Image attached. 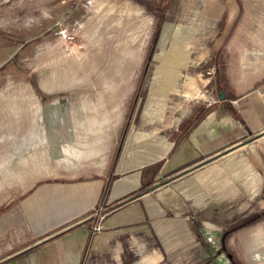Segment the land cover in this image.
<instances>
[{
  "label": "rangeland",
  "instance_id": "rangeland-1",
  "mask_svg": "<svg viewBox=\"0 0 264 264\" xmlns=\"http://www.w3.org/2000/svg\"><path fill=\"white\" fill-rule=\"evenodd\" d=\"M154 1L0 0V206L23 200L35 183L109 171L116 155L129 160L132 148L152 137L144 131L185 115L192 101L206 100L215 81L224 97L229 87L246 91L264 71V0H174L163 14L153 9ZM161 18L150 78L138 85ZM41 134L57 140L58 157L40 158L34 144H26ZM62 189L40 204L33 199L15 208L29 209L30 222L39 221L54 203L75 197ZM261 192L215 194L203 210L216 228L219 264H264V179ZM91 212L99 217L97 208ZM1 220L0 259L31 237L28 220L17 229L2 227ZM59 239L28 257L46 264L60 251Z\"/></svg>",
  "mask_w": 264,
  "mask_h": 264
},
{
  "label": "crops",
  "instance_id": "crops-1",
  "mask_svg": "<svg viewBox=\"0 0 264 264\" xmlns=\"http://www.w3.org/2000/svg\"><path fill=\"white\" fill-rule=\"evenodd\" d=\"M207 94L206 100L192 101L185 115L168 119V129L162 124L144 131L152 137L131 147L136 152L129 160L116 155L109 171L89 179L35 183L23 200L3 203L0 207L8 211L0 216L1 226L17 229L26 227L28 220L31 237L0 264H37L28 255L57 238L61 252L50 253L46 264H219L220 253L212 241L216 228L203 210L211 208L215 194H263L259 164L264 159V71L246 91L229 87L222 101L214 98L215 91ZM198 103L214 108L179 138L183 123L198 116ZM44 130L41 125L39 132ZM158 132L163 135L155 136ZM25 141L34 144L33 152L40 158L52 153L58 157L53 137L41 134L35 142ZM156 163L159 168L150 169ZM54 165H60L58 158ZM58 186H63L60 192L66 197H75L54 203L39 221L30 222L34 217L29 209L15 208L21 201L24 205L37 199L34 204H40L43 198L50 199ZM32 193L33 198L26 200ZM95 208L103 211L98 218L91 212ZM95 224L99 230L92 232Z\"/></svg>",
  "mask_w": 264,
  "mask_h": 264
},
{
  "label": "trees",
  "instance_id": "trees-1",
  "mask_svg": "<svg viewBox=\"0 0 264 264\" xmlns=\"http://www.w3.org/2000/svg\"><path fill=\"white\" fill-rule=\"evenodd\" d=\"M153 3H154L153 9H156L157 12L163 14V13H168L167 11L169 10V5H170V3H174V0H155ZM163 19L164 18H161V21L159 22V24L155 25V27L151 33L150 39L148 41L147 49L145 52L143 68H142V71H141V74L139 77L140 81H139L138 85H140L143 82V79L146 75H147V77H146L147 80L150 78V73L153 69V65H151V68L149 71H148V68H149L150 62H152L151 57H152V55L156 49V44L158 43V40H159V32L161 30L160 29L161 25L163 24ZM214 91H215V94L213 95L214 98H216L219 101H222L224 99V97L219 99V94L222 93V90L220 89V85H219L218 80L215 81ZM35 92L39 95L38 91H35ZM59 96H61V95H59V94L50 95L49 97H46V98L52 99V98L59 97ZM213 108H214L213 105H206V103H198L196 106V111H195V116L197 114H198V116L193 117V118H191V119H189L183 123V125L181 126V128L183 127V132L180 133L179 138L180 137H181V139L184 138L185 134H187L194 127V125H196L197 122L201 118L205 117ZM179 138H178V140H179ZM159 166H160V163H156V164L152 165L150 169L156 170L157 168H159ZM7 211H8V209L1 208L0 209V216L5 214Z\"/></svg>",
  "mask_w": 264,
  "mask_h": 264
},
{
  "label": "built area",
  "instance_id": "built-area-1",
  "mask_svg": "<svg viewBox=\"0 0 264 264\" xmlns=\"http://www.w3.org/2000/svg\"><path fill=\"white\" fill-rule=\"evenodd\" d=\"M99 230L98 224L93 225L92 232H97Z\"/></svg>",
  "mask_w": 264,
  "mask_h": 264
},
{
  "label": "water",
  "instance_id": "water-1",
  "mask_svg": "<svg viewBox=\"0 0 264 264\" xmlns=\"http://www.w3.org/2000/svg\"><path fill=\"white\" fill-rule=\"evenodd\" d=\"M219 98H220V99L222 98V94H221V93L219 94Z\"/></svg>",
  "mask_w": 264,
  "mask_h": 264
}]
</instances>
